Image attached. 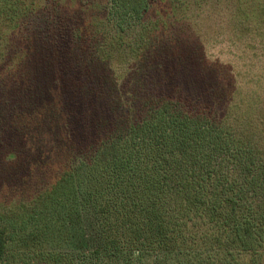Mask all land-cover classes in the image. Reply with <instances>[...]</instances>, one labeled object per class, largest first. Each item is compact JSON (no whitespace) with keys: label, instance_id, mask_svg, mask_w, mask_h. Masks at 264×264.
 <instances>
[{"label":"trees","instance_id":"obj_1","mask_svg":"<svg viewBox=\"0 0 264 264\" xmlns=\"http://www.w3.org/2000/svg\"><path fill=\"white\" fill-rule=\"evenodd\" d=\"M112 1L113 31L100 32L94 52L99 63L128 73L109 72L111 97L106 86L103 94L77 93L90 82L86 75L73 88L75 113L59 139L74 149L52 162L34 195L14 205L18 218L0 226V264H34V257L40 258L36 264H264V67L257 65L264 54L254 51L264 29V0L234 1L233 29L244 37L252 33L242 42L211 38L209 26L201 32L199 14L185 0H156L159 7L150 0ZM37 2L0 0V146L16 140H4L5 132L17 134L30 123L18 122L36 90L29 67L46 77L61 42L87 43L81 34H63L55 7ZM119 11L121 17L113 16ZM257 44L264 49V41ZM216 45L223 49L209 52ZM181 47L189 49L183 57ZM63 52L69 53L66 46ZM64 54H58V70ZM164 55L161 67L157 60ZM197 56L204 67L199 75L209 82L203 93L189 70ZM171 63L181 71L167 67ZM210 63L222 66L221 78ZM184 80L191 91L173 86ZM63 84L52 81L55 97ZM50 202L58 225L44 223L37 235L27 225L46 216ZM86 227L82 246L30 253L32 245L44 246L39 239L45 235L58 240ZM14 236L36 244L13 251L8 242Z\"/></svg>","mask_w":264,"mask_h":264},{"label":"rangeland","instance_id":"obj_2","mask_svg":"<svg viewBox=\"0 0 264 264\" xmlns=\"http://www.w3.org/2000/svg\"><path fill=\"white\" fill-rule=\"evenodd\" d=\"M37 1L38 4L47 5L48 7L51 5V8L55 7L54 10L59 12L58 16H61L60 25L64 29L63 34H70L69 32L75 33V36L81 34L79 38H84L87 43H84V41L80 42L78 39L70 44L61 42V45L56 47L55 50H52L53 53L50 55V68L46 70V77L43 74H39L38 67L31 68L30 66L28 69L30 83L32 87L36 88V90L33 91L32 98L27 99V107L24 106V108H26V110H23V113H26L24 115V119L20 118L21 120L18 122L27 123L30 121V123L22 126L17 134L13 131L5 132L2 137L4 140H6L9 135L15 136L16 140L9 143L2 142V145L4 146H0V226H7L10 222H14L13 220L18 218L19 213L13 214L12 216V208L14 205L20 200L28 199V197L30 198L34 195L38 191L40 185L44 184L48 179L49 173L51 172V165L57 161H61L68 149H74L73 147H70L71 144L67 143L63 139H59V137L61 126L66 127V123L70 124L69 119H71L73 113H75L73 109H71L72 105L70 98L72 91L74 90L73 88L77 86V83L80 82L81 78L86 75L89 76L91 80L90 82L83 81L82 84L84 88L80 92L76 91L77 93L82 94L84 89L94 91L99 90L102 93L106 86V94H110L111 97V86H113V81L111 77H108L109 72L118 68H120L124 73H128L129 70V68L121 67L120 65L112 62H110V64H104L103 62L99 63L94 52L95 46L97 45L95 43L97 38H99L100 32L113 31V20L112 17H109L107 10V8L112 5V0ZM150 1H152L153 6L155 4H158L157 7L163 5V3L161 4L156 0ZM234 1L235 0H185L184 2H187L191 8H194V12L199 14L197 20L201 24V32L205 34L206 27L209 26L212 28L210 31L211 35L209 36L211 38L214 37L219 40L221 38L230 37L231 39L242 42L246 36H251L249 34L252 33H249L244 37V33L233 29L230 17L233 13L232 8L234 6ZM121 13L123 14L124 12L119 11L113 14V16L117 14V16L120 15L121 17ZM126 19L127 23L125 24H128L129 17L127 18L126 16ZM262 30H259L260 35H257L254 39L256 41V49H254V51L258 54H264V49H260V45L257 44L258 40H261L262 42L264 41V29ZM128 32L130 34V30H128ZM73 33L69 35L70 38ZM192 43L194 42L192 41ZM31 45V48L34 50V45ZM65 46L69 51L68 54H64L63 52V48ZM261 47L264 48V46ZM220 48L223 49L222 46L216 45L211 50L209 49V52H218ZM183 49L186 53L189 52L188 48L181 47L178 51L180 57L184 56ZM233 50L236 52L239 51L238 48H234ZM198 51V55L201 56V51L199 49ZM250 52L251 51L248 50L247 53ZM59 53H63L65 56L61 61L63 63V67H59L58 70L57 64L58 66L60 64L58 59ZM31 56L35 59L33 51H31ZM164 59H166L165 55L160 60H157V63L161 67L166 65ZM198 59L199 57L197 56L196 60L199 63ZM146 62L147 61L145 60V62L139 64L138 67L140 69L143 68V66L146 67ZM198 63H191V68L189 70L195 71L196 75L194 83L196 84V90H198L199 93H203L209 82L207 80L202 81L198 70H201L202 72L204 67L201 63ZM257 65L258 67H264V57L257 63ZM167 67L175 70V72L181 71V69L177 68V66L173 63L169 64ZM209 67L208 69H211L216 73L215 76L218 74L217 72H219L220 78L224 75L221 65L210 63ZM57 70L60 73V80H58L57 77ZM166 76V74L162 76L161 80L166 78ZM44 77L45 81L39 84V81ZM46 78L48 80V84L45 83ZM53 80H56L58 83H65L63 86H60V89H58L60 95L57 97H55V92H53L54 89H51ZM104 80H107L109 83L104 84L102 82ZM174 85H178L184 92L187 90L191 91V85L186 87L185 80L179 84L175 81L173 83V86ZM241 86L244 88L243 81ZM50 89L51 91L49 93ZM62 101H66V103H64L63 106L59 105L58 109V103ZM81 101L83 105H88L86 101ZM67 106L70 109H67ZM41 118H45L46 123H43L39 127L36 124L39 120H41ZM23 137L25 139H23ZM38 140H43L45 143H39ZM50 203L52 205H49L46 216H43L42 219L39 218V220L38 217H35L27 225V228L34 230L37 235L39 234V230L37 228L43 229L44 223L48 226H54L53 228H56L58 225V212L56 211L54 203ZM17 212L18 211L14 213ZM33 213L34 216H36L38 208H36ZM35 220L39 221L38 225ZM84 223L87 224L86 220ZM16 225L18 226L19 222ZM44 231L45 230L43 229L41 232L43 233ZM87 231V227L86 229H73L70 234L68 232L67 236L58 240L44 234L45 236L39 239V244H44V246L32 245L33 248L30 249V253L32 256H36V253L41 249V247H48L55 250H66L67 248L82 246L85 242L83 235H85ZM8 244H12L11 249L14 251V249H18L21 244L36 243L26 238L21 239L20 236H14L13 240H9ZM12 259L13 257L10 261ZM35 261L39 262L40 258L37 260V258L34 257L32 262Z\"/></svg>","mask_w":264,"mask_h":264}]
</instances>
